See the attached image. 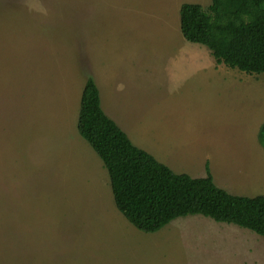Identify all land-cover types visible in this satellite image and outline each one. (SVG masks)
<instances>
[{"label": "rangeland", "instance_id": "rangeland-1", "mask_svg": "<svg viewBox=\"0 0 264 264\" xmlns=\"http://www.w3.org/2000/svg\"><path fill=\"white\" fill-rule=\"evenodd\" d=\"M211 1L0 0V264H264L262 236L201 214L137 229L77 128L92 77L136 146L264 195V73L218 64L181 32L180 6ZM232 229L243 236L229 242Z\"/></svg>", "mask_w": 264, "mask_h": 264}, {"label": "trees", "instance_id": "trees-1", "mask_svg": "<svg viewBox=\"0 0 264 264\" xmlns=\"http://www.w3.org/2000/svg\"><path fill=\"white\" fill-rule=\"evenodd\" d=\"M180 27L190 42L207 46L218 64L264 73V0L185 2ZM77 128L107 170L114 202L143 232H156L178 217L201 214L248 228L264 238V195H235L205 177L177 173L136 146L101 106L92 77L83 87ZM264 148V122L258 132Z\"/></svg>", "mask_w": 264, "mask_h": 264}, {"label": "crops", "instance_id": "crops-1", "mask_svg": "<svg viewBox=\"0 0 264 264\" xmlns=\"http://www.w3.org/2000/svg\"><path fill=\"white\" fill-rule=\"evenodd\" d=\"M196 67H198V70H197L198 72H200L201 69L205 70L206 68H208L207 65H204V66L203 65H197ZM182 69H184V68H182ZM135 235H136V233L129 232V237H135ZM239 236H243V233L232 229V234H230V236H229L230 238L228 240L230 242L231 238H236ZM240 241H243V238H241ZM255 242L260 244V242L258 240H255ZM255 242H254V244H255Z\"/></svg>", "mask_w": 264, "mask_h": 264}]
</instances>
